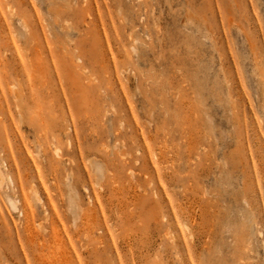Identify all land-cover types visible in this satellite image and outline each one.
Segmentation results:
<instances>
[{
  "label": "rangeland",
  "instance_id": "obj_1",
  "mask_svg": "<svg viewBox=\"0 0 264 264\" xmlns=\"http://www.w3.org/2000/svg\"><path fill=\"white\" fill-rule=\"evenodd\" d=\"M0 264H264V0H0Z\"/></svg>",
  "mask_w": 264,
  "mask_h": 264
},
{
  "label": "bare ground",
  "instance_id": "obj_2",
  "mask_svg": "<svg viewBox=\"0 0 264 264\" xmlns=\"http://www.w3.org/2000/svg\"><path fill=\"white\" fill-rule=\"evenodd\" d=\"M131 49H132V51H136V47L134 45L133 46L131 45ZM9 180L11 181V179H9Z\"/></svg>",
  "mask_w": 264,
  "mask_h": 264
}]
</instances>
